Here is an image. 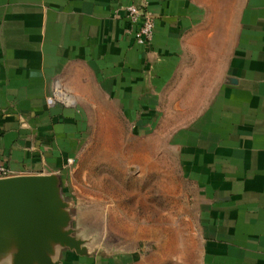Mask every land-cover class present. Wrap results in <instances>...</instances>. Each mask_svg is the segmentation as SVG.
Segmentation results:
<instances>
[{
	"label": "crops",
	"instance_id": "crops-1",
	"mask_svg": "<svg viewBox=\"0 0 264 264\" xmlns=\"http://www.w3.org/2000/svg\"><path fill=\"white\" fill-rule=\"evenodd\" d=\"M135 1L0 0V162L12 176L65 169L78 136L68 107L100 84L123 105L169 106L192 124L178 148L201 204L181 264H264V0H147L148 47L127 18ZM56 88L69 105L48 102ZM86 248L56 258L163 264Z\"/></svg>",
	"mask_w": 264,
	"mask_h": 264
},
{
	"label": "rangeland",
	"instance_id": "rangeland-1",
	"mask_svg": "<svg viewBox=\"0 0 264 264\" xmlns=\"http://www.w3.org/2000/svg\"><path fill=\"white\" fill-rule=\"evenodd\" d=\"M86 93L80 106L68 107L78 136L70 140L72 161L55 173L69 227L93 251L135 248L163 264L186 262L187 246L199 241L201 204L178 147L192 124L185 115L175 122L169 106L123 105L101 84ZM68 95L56 88L48 102L69 105Z\"/></svg>",
	"mask_w": 264,
	"mask_h": 264
},
{
	"label": "water",
	"instance_id": "water-1",
	"mask_svg": "<svg viewBox=\"0 0 264 264\" xmlns=\"http://www.w3.org/2000/svg\"><path fill=\"white\" fill-rule=\"evenodd\" d=\"M59 188L57 174L0 179V264H61L60 249L87 254Z\"/></svg>",
	"mask_w": 264,
	"mask_h": 264
},
{
	"label": "built area",
	"instance_id": "built-area-1",
	"mask_svg": "<svg viewBox=\"0 0 264 264\" xmlns=\"http://www.w3.org/2000/svg\"><path fill=\"white\" fill-rule=\"evenodd\" d=\"M146 7L147 0H136L125 6L129 22L137 25L134 36L139 44L149 42L153 35V17ZM10 176L12 175L9 168L0 162V179Z\"/></svg>",
	"mask_w": 264,
	"mask_h": 264
}]
</instances>
